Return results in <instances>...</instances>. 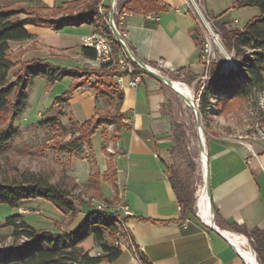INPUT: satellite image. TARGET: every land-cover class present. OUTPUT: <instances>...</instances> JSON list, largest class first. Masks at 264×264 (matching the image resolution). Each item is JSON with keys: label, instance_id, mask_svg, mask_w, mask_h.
Masks as SVG:
<instances>
[{"label": "crops", "instance_id": "obj_1", "mask_svg": "<svg viewBox=\"0 0 264 264\" xmlns=\"http://www.w3.org/2000/svg\"><path fill=\"white\" fill-rule=\"evenodd\" d=\"M42 1L55 7L73 0ZM152 1L156 3L155 9L130 10L120 24L127 33V42L140 59L160 67L173 80L195 81L205 73L195 14L188 9L187 0ZM238 1L229 0L230 7L219 14L214 0H204V5L220 23L243 28L259 13V8L239 6ZM37 2L0 0L5 6L36 5ZM241 7L253 8L242 26L236 16L239 10L236 8ZM234 18L238 21L234 22ZM26 27L31 37L9 41L12 51H21V62L10 69V77L21 69L23 62L39 58L68 69L82 67L85 62L98 67L102 62L83 54V36L95 32L93 24H68L55 29L29 23ZM161 59L163 65L159 66ZM67 76L72 82L76 80V75L70 73L57 81ZM142 77L138 86H126L121 97L114 92L117 97L109 98L107 94L97 95V89L109 92L108 86L118 81L117 75H92L90 82L77 83L67 102L57 103L58 109L63 108L78 123L111 108L121 115L118 121H101L92 134V143L99 170L106 172L110 164L116 170L118 195L130 209L129 218L124 220V229L129 233L123 236L133 237L135 242L132 238L130 241L134 248L129 245L132 249L123 248L115 260L95 264H142L138 255L133 254L135 243L153 264H246L222 231L243 233L235 225L264 230V139L253 136L237 140L228 133H214L207 140L215 224L221 231L218 232L209 225L211 217L208 223L201 219L198 198L194 212L182 211L168 178L167 165L175 137L166 83L149 74ZM124 80L128 82L129 77L125 76ZM114 99L118 100L116 104ZM106 127L110 133L103 134ZM111 132L115 136L108 138ZM96 135L98 139L94 142ZM103 143L110 155L102 151ZM111 186L115 193L113 184ZM101 251L95 249L90 253L95 255Z\"/></svg>", "mask_w": 264, "mask_h": 264}, {"label": "rangeland", "instance_id": "obj_2", "mask_svg": "<svg viewBox=\"0 0 264 264\" xmlns=\"http://www.w3.org/2000/svg\"><path fill=\"white\" fill-rule=\"evenodd\" d=\"M122 1L123 0H119L120 6ZM198 3L201 10L209 19L214 30L219 32L222 46L216 42L214 44L218 60L212 63L209 78L206 80L196 79V82L178 78L174 80H183L192 86L194 101L200 110L201 96L211 77L216 73V76L222 75L226 77L232 74L233 76L243 79L242 77L245 75L246 71V61L251 58L253 52L251 49L237 52L235 48L226 46L223 38L224 31L220 26V22L208 11V9H206L204 0H198ZM101 4H104L105 7L103 8ZM101 4L99 7L107 16V23L112 30L109 19V7H111V1L102 0ZM214 4L216 6L215 11L218 14L230 7L229 0H214ZM80 7H70L69 9L72 8L73 11H75ZM69 9L57 12L48 11V13L50 15L56 13L57 15H61V13H72L73 11ZM236 9H239L236 10V16L241 20L239 25L242 26L246 22L248 18L247 16L250 14L249 11L253 8L241 7ZM228 14L230 13L228 12ZM20 15L24 16V14ZM114 19L116 20L117 27L120 29L118 26L120 23L116 14L114 15ZM194 19L197 21L196 16H194ZM233 21L236 22L235 18ZM228 27L234 28L237 26L234 24L229 25ZM197 33L201 44L202 37L198 21ZM117 51L121 58L118 56V60V58L115 57V63L118 64L120 69H124L123 66L120 65V62H123L125 58H122V51L119 49H117ZM82 64L84 67L88 65L89 68L95 67L94 63L91 62H85ZM213 64L216 65L213 66ZM153 66L157 67L156 65ZM17 72L12 74L11 79L16 78ZM83 73L84 72H79L78 74H75L76 80L73 82L72 80L70 81L67 76L64 80H56L57 82L49 83L47 78L42 74L31 76L27 71L23 74V77H28L30 75L27 79L29 82L25 88L26 95H22L23 90L19 87L13 94V103L11 106L6 111H0V131L9 128L12 135L11 138L6 141L3 151L0 153V182L8 178L9 180L14 179V177H18L22 171H32L46 176L52 183L67 189L75 203V208L71 211L61 210L54 203L44 197L25 199L21 201L17 207L10 206L7 203H0V258L5 261L4 264H15L9 262L11 256L15 255L13 250L22 245L28 239L25 237L22 238V236L15 237L13 234V226L6 224V217L14 214L16 211L24 213L25 220L36 229L48 230L55 234L71 231L72 228L77 229L80 222L84 219L86 212L93 207H97L98 204L103 205L104 203H110L111 211L117 210V206L122 204V198L117 194L118 192L113 193L112 190L111 185L113 182H111V179L113 173L111 169L108 168L106 171L109 172L108 178L104 179L103 175L105 172L102 173L98 168V163L95 158L96 155H94L93 152V143H90L92 142V135L91 141L88 142V138L90 137L89 129L95 122L93 121L89 126L81 125L72 117H69L68 113L63 110V108L58 109L57 103L55 102V98L58 94L65 92V90H67L74 82H90L89 78L92 75L89 76V78H85L86 76H84ZM202 86H204V89H201ZM165 87L169 94L168 109L173 120L172 131L175 136L176 144L174 149H172L173 158L171 157L169 164L173 163L186 173L190 174L195 185L194 196L196 202L197 189L199 185L204 182V179L200 165V149L198 144L195 110L194 107L187 103L171 86L166 84ZM110 91V93L116 92L113 89ZM113 96H116V93H114ZM223 96V94L216 95L210 93V108L204 113L200 111L206 145L208 138L214 133H228L234 136L233 138H236L237 140H247L253 136H258L264 139V88L255 89L253 93L245 98L238 97L232 100H230V98H225L224 100ZM117 99L113 100L115 104L118 102ZM115 114L118 115V118H121L120 113L112 110V108L102 111L100 116H111ZM105 119L108 118H102L98 121L94 132L99 123ZM107 133H110V130L106 127L103 134ZM114 134V132H111V134H108V138H113L115 136ZM80 135L83 139L77 138ZM97 139L98 135L94 136V142L97 141ZM70 141H73L74 143L71 145V147H73L72 150H64L61 148L62 143ZM97 150L98 149H96V151ZM102 151L105 152L106 155H110V151L104 143L102 144ZM97 159H100L99 156ZM94 170H96L95 173H93ZM24 208H28L30 212H25ZM36 210H39L40 212L37 213L35 212ZM114 227H117L118 229V238L116 240L121 243L122 237V246L130 248V238L133 239V237H129L130 234L128 235V238L123 236L125 233H129L128 230L123 233L122 229H120L121 224H117V226L115 225ZM104 236L107 241H110L107 229H104ZM247 237L250 241H248L249 244L254 250L255 241L253 238L249 236ZM135 245L136 250L133 249L135 250L133 254L137 255L138 246L136 243ZM76 246L89 251L95 249L102 250L93 232L81 242L77 243ZM240 248L242 250L241 245ZM255 250V254L257 253V263L261 264L258 251L257 249ZM10 251H12L11 255L8 256L6 253H9ZM240 253L242 254V252ZM15 259L20 261V258L15 257ZM65 264L76 263L70 260Z\"/></svg>", "mask_w": 264, "mask_h": 264}, {"label": "trees", "instance_id": "obj_3", "mask_svg": "<svg viewBox=\"0 0 264 264\" xmlns=\"http://www.w3.org/2000/svg\"><path fill=\"white\" fill-rule=\"evenodd\" d=\"M101 3L102 0H73L65 3V6L60 5L55 7L45 4L42 0H38L36 5L20 3L5 6L0 3V111H6L11 106L13 103V94L19 87L23 90L22 95H26L25 88L29 82L27 79L30 75L35 76L42 74L47 78L49 83H52L59 80L63 75L72 72L74 74L84 72L83 75L86 76L85 78H89L91 75L128 74L127 68L120 69L118 64L112 60L101 62L98 67L89 68V66H76L73 69H68L64 66L54 65L39 58L31 62H23L21 69L16 74V78L11 79L10 69L21 62L19 58L21 51H12L9 41L11 39L31 37L32 34L26 27L29 23L35 25H49L55 29H61L68 24H81L84 22L93 24L95 31H99L100 33L105 32L108 35L103 33L108 38L116 58L119 56V53H117V49H119L122 51V58H125L131 63L135 73L151 75L124 51L121 42L117 39L107 23V16L99 7ZM237 4L239 6H256L259 8V13L252 17L243 28H229L227 24L220 23L224 31V43L228 47L235 48L237 52L251 49L253 55L246 61V71L245 75L242 77L243 79L233 76L232 74L224 77L222 75L216 76L215 73L214 76L211 77L201 96L200 111L202 113L210 108V93L216 95L223 94L224 100L225 98H230V100H232L238 97L245 98L253 93L255 89L264 88V0H239ZM78 6L81 7L73 11L72 8ZM101 6L103 8L105 7L104 4H101ZM70 7L72 8L69 9ZM120 7H126L129 10L139 8L147 10L148 7L150 9H155L156 3L152 0H123ZM67 9L73 12L67 14L63 12L64 14L61 13V15H57V13L50 15L48 13V11L57 12ZM20 14H24V16ZM118 26L120 27V25ZM83 54L91 58H97V52L94 47L84 45ZM119 58H121V56H119ZM215 65L216 64H213V66ZM27 71L30 75L28 77H23V74ZM77 83L78 82H74L65 92L58 95L55 98V102H67L72 90L77 86ZM108 87L110 92V90L113 89V84H110ZM109 92L108 90L104 91L97 89V95L107 94L109 98H113V94ZM121 92L122 91L117 92L119 97L122 96ZM100 113L101 111L92 118L80 123L81 125L89 126L93 121L95 122L89 129L90 137L88 138V142L91 141V135L94 133V129L99 120L102 118L120 120L117 114L100 116ZM10 131L9 128L0 131V153L3 151L6 141L12 136ZM80 136L77 138L81 139L82 136ZM72 144H74L73 141L62 143L61 148L64 150H72ZM175 146L176 144L173 146V149ZM109 169H111L113 173V177L110 179L112 180L111 182H113L115 193H117V184L115 182L116 170L112 164H110ZM167 169L168 178L181 204L182 211L194 212L195 185L190 174L173 163L168 164ZM95 172L96 170H94L93 173ZM108 175L109 172H105L103 178L107 179ZM36 197H44L50 200L61 210L71 211L75 208V203L69 191L60 185L52 183L42 174L25 170L22 171L18 177H14V179L9 180L8 178L0 182V203H7L10 206L17 207L21 201ZM118 214L122 215L124 220H127L130 216L129 214H123L120 210L111 211L110 208L99 209L98 207H93L86 212L84 219L80 222L77 229L54 234L48 230L36 229L25 220L24 213L16 211L14 214L6 217V224L13 226V234L15 237L22 236V238L25 237L28 239L13 250L14 256L20 258V261H17L14 256H11L9 262L15 264H65L67 261L71 260L76 264H95L101 260L113 261L123 252V249L115 244V240L118 238V229L114 226L118 224ZM235 227L239 231L244 232L247 236L253 238L255 241L254 246L258 251L261 264H264V230L259 227L248 228L238 225H235ZM104 229L108 230L110 241L106 240ZM91 232L94 233L102 249L99 254L92 255L89 250L76 246L77 243L88 237ZM11 252L12 251L9 252L10 254H6L9 256ZM137 255L142 264H153L148 256L140 252L138 248ZM4 263L5 261L0 258V264Z\"/></svg>", "mask_w": 264, "mask_h": 264}, {"label": "built area", "instance_id": "obj_4", "mask_svg": "<svg viewBox=\"0 0 264 264\" xmlns=\"http://www.w3.org/2000/svg\"><path fill=\"white\" fill-rule=\"evenodd\" d=\"M199 1H201V0H199ZM187 5H188V8L190 10H192V12L195 14L197 21H198L199 29L201 31L202 42L200 44V55H201L202 62L205 65V73L201 77H199L198 79L205 80L206 77H209V72L211 70L212 63L214 61L218 60L216 53H215L214 44L216 42L222 46V43H221V40L219 37V32L214 30V28L212 27V25H211L209 19L207 18L206 14L201 10L199 3H198V0H187ZM130 12L131 11L129 9H127L126 7H120L119 0L115 1V3H114V15L116 14L118 16V20H119L120 24L124 20L125 16L128 15ZM155 17L158 18V15H155ZM114 21L116 24L115 19H114ZM235 21H238V19L235 18ZM119 30L122 33V35L126 38V35H127L126 31L124 29H122L121 27ZM83 43L86 46L94 47L96 49L97 58L100 59V61H102V60L115 61V56H114V54H112V51H106V42L104 40V37H100L99 35H97V33L91 32L89 34L84 35L83 36ZM120 63H121L120 65H122L124 69L127 68L128 74H126V75L125 74H118L117 75L118 81H116L113 84V90H115L116 92L123 90L126 86H132V87L138 86L140 84V82L142 81V78H143L142 77L143 75L141 73H135L134 72L131 63L128 62L126 59ZM158 64H159V66H162L163 60L162 59L159 60ZM157 67H155V68H157ZM159 68H157V69H159ZM159 70L162 71L161 69H159ZM125 76L129 77L128 82H125V80H124ZM194 82H196V80ZM202 88H204V86H202L201 89ZM97 207L99 209L111 208V207H105V205H101V204H98ZM116 209L120 210L123 214H130L129 206L123 200H122V204H119ZM24 211L30 212V210L28 208H24ZM35 212L38 213L40 211L36 210ZM200 217L203 221H205L201 215H200ZM242 234L245 235L244 233H242ZM247 239L249 241L248 237H247ZM120 247L122 249L125 248L128 250L127 246H122V237H121V246ZM234 247L236 249H238V247L236 246L235 243H234ZM256 256H257V253H256ZM245 262L248 263L246 261V259H245Z\"/></svg>", "mask_w": 264, "mask_h": 264}, {"label": "bare ground", "instance_id": "obj_5", "mask_svg": "<svg viewBox=\"0 0 264 264\" xmlns=\"http://www.w3.org/2000/svg\"><path fill=\"white\" fill-rule=\"evenodd\" d=\"M93 33H97V35H99L100 37H104V40L106 42V51H112V54H114L112 46L109 43V41L107 40L108 38L103 33H100V32H93ZM104 61H111V60H102V62H104ZM208 78L209 77H206V79H208ZM173 85H174L175 89H177L178 91H180V92L186 94L187 96L191 97L192 99H194L192 86H190L188 83L173 80ZM202 89H204V88H202ZM201 91H203V90H201ZM202 135H203V140H204V144H205V149H200V148L199 149H200V165H201V170H202L204 182L199 185L197 192H196V195L198 198L197 201L200 202L199 204H200V211L202 213V217L208 223V221L209 222L211 221V219H210V217H211V205H210L209 193L207 191L205 181L208 177V161H209V158H208V152H207V147H206L204 131H202ZM103 205H105V207H111L110 203H104ZM117 218H118V224H121L120 229H122V231L124 233L125 232V229H124L125 221L123 220V216L118 214ZM222 232L225 235H227L236 244L239 251L242 252V255L246 258V260L249 264H258L257 260H256V254L253 250V247L249 244L247 238L244 235H242L236 231H231V230H224ZM115 244L118 246H121V243L118 240L115 241ZM239 244L242 246V250H241ZM130 245L132 248H134L133 243L130 242Z\"/></svg>", "mask_w": 264, "mask_h": 264}, {"label": "water", "instance_id": "obj_6", "mask_svg": "<svg viewBox=\"0 0 264 264\" xmlns=\"http://www.w3.org/2000/svg\"><path fill=\"white\" fill-rule=\"evenodd\" d=\"M115 1L116 0H111V7H110L109 19H110L111 28H112L114 34L116 35L117 39L121 42V44L123 46V49L145 71H147L148 73H150L154 77L158 78L159 80H161V81L165 82L166 84H168L169 86H171L179 95H181L185 99V101L187 103H189L190 105H192L194 107L195 114H196V121H197V136H198L199 148L200 149H205V144H204L203 135H202V131H203V127H202V115H201V112L199 110L198 105L195 103L194 99H192L191 97L187 96L186 94H184V93H182V92H180V91H178V90H176L174 88L173 79L170 76H168L164 72L160 71L159 69L155 68L153 65L148 64L147 62H145L144 60L140 59L136 55V53L133 51V49L130 47L129 43L127 42L126 38L122 35V33L118 29L117 25L115 24V21H114V3H115ZM205 182H206L205 184H206V187H207V191L209 193V199H210V205H211V219H212V223H210L209 225L211 227H213L214 229H216L218 232H221L217 228V226L215 224V210H214V206H213V202H212V197H211V183H210V176H209V163H208V177H207V179H206ZM222 234L226 237V239L234 247V243L232 242V240L227 235H225L223 232H222ZM236 250L241 255V257L244 259L243 255L240 253V251L238 249H236ZM244 261H245V259H244ZM246 264H248V263H246Z\"/></svg>", "mask_w": 264, "mask_h": 264}]
</instances>
